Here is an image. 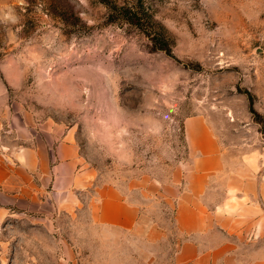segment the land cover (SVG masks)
<instances>
[{
	"label": "rangeland",
	"instance_id": "1",
	"mask_svg": "<svg viewBox=\"0 0 264 264\" xmlns=\"http://www.w3.org/2000/svg\"><path fill=\"white\" fill-rule=\"evenodd\" d=\"M9 116L72 129L99 184L142 216L125 232L90 226L86 211L61 214L54 234L38 216L0 215V264H56L63 238L91 264H173L183 237L162 186L190 160L186 119L207 118L226 170H260L264 0H0V117ZM243 245L238 259L260 264L249 257L256 245Z\"/></svg>",
	"mask_w": 264,
	"mask_h": 264
},
{
	"label": "crops",
	"instance_id": "2",
	"mask_svg": "<svg viewBox=\"0 0 264 264\" xmlns=\"http://www.w3.org/2000/svg\"><path fill=\"white\" fill-rule=\"evenodd\" d=\"M184 130L190 160L162 186L163 196L174 202V224L183 237L173 264H249L238 259L243 244L256 245L249 257L264 264V158L260 170L250 164L226 170L221 141L207 118H187ZM98 177L81 157L69 127L52 120L0 117V215L38 216L57 234L59 215L76 220L86 211L90 226L136 230L140 206L117 187L99 184ZM218 183L221 198L211 204ZM59 244L56 264H91L80 257L75 240L63 238Z\"/></svg>",
	"mask_w": 264,
	"mask_h": 264
}]
</instances>
